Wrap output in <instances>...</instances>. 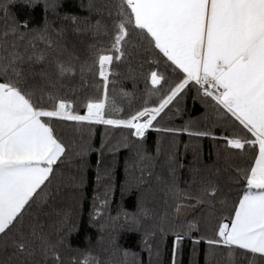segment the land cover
<instances>
[{
    "label": "snow or ice",
    "instance_id": "obj_1",
    "mask_svg": "<svg viewBox=\"0 0 264 264\" xmlns=\"http://www.w3.org/2000/svg\"><path fill=\"white\" fill-rule=\"evenodd\" d=\"M16 2L0 0V20L4 22L0 31V264H141L137 252L122 247L115 234L105 237L106 226L95 221L94 217L102 215L101 206L107 205L106 198L99 205L94 200L88 219V224L101 232L96 243L98 251L93 252L91 244L74 249L69 243V237L80 230L78 207L82 197L78 191L66 194L60 183L53 189L52 178L64 158L73 152L80 163L77 173L68 180L73 189H82L88 167L84 157L93 149L90 142L70 147L60 125L96 122L127 129L128 135L118 145L133 149V163L140 172L139 187L152 177L160 153L159 148L153 155L144 147L147 130L212 135L192 132L190 121L180 128L157 126L165 109L191 90L195 91L193 99L199 100L205 113L211 115L213 126L228 131L227 136L214 138L239 150L234 170L221 180L219 169L204 175L199 169H190L193 181L188 183L197 185L193 195L179 187L177 170L183 165L169 154L160 163L166 175L157 174L155 179L163 185L165 197L194 200L202 205L206 218L214 215L217 205L228 211L227 222L219 220L215 238L207 241L210 246L227 249L230 259L226 264H234L237 250L241 264H264V0H110L105 5L107 22L96 19L94 23L93 13L104 14V7H97L94 0L81 4L89 12L85 17L67 12L61 15L58 0H20L29 8L43 4L39 24L13 13ZM50 13L55 18L51 21ZM69 25L76 33L92 34L94 42L87 46L90 62L72 54L64 58ZM97 37H106L108 46ZM141 54L155 61L146 75L152 87L145 94L155 96L156 101L146 106V99L140 107L120 110L122 118H113V113L106 111L115 103L108 96L109 75L116 74L110 65L130 63ZM129 71L135 70L130 67ZM88 74L101 78L103 96L82 100L62 94L64 79L79 75L86 86ZM81 108L82 112L78 110ZM105 149L115 153L117 146L102 142L96 150V179H107V197L113 168L110 164L101 168ZM246 149L250 154L242 167ZM125 164L127 167L128 158ZM131 187L122 184V192ZM67 200L76 201L77 207L68 205ZM150 215L138 197L134 211L120 208L117 217L110 219L122 216L121 227L127 225L130 231L139 232V243L148 247L151 258L148 240L154 233L144 227ZM194 226L189 221L185 234ZM183 238L174 235L172 264ZM117 254L123 258L114 259Z\"/></svg>",
    "mask_w": 264,
    "mask_h": 264
},
{
    "label": "trees",
    "instance_id": "obj_2",
    "mask_svg": "<svg viewBox=\"0 0 264 264\" xmlns=\"http://www.w3.org/2000/svg\"><path fill=\"white\" fill-rule=\"evenodd\" d=\"M61 7L57 11L63 15L64 13H71L80 17L89 15L87 8H81V4H88L89 0H58ZM110 0H94L97 7H104V14H92V21L101 19L102 22H107V11L105 5ZM20 19H29L32 24H39L44 15L43 4L37 5L35 8L24 6L20 0L12 8ZM55 19L50 13L49 20ZM59 21H57V26ZM4 28V22L0 20V31ZM65 41L67 42L68 52L64 54L67 59L69 54L79 57L80 61L89 60L87 46L93 43L92 34L76 33L69 30L65 34ZM98 41H103V46H108L106 37H97ZM75 45V47H73ZM101 44L98 43L97 47ZM43 48V43L39 44ZM155 63L152 56L141 54L134 60L129 62H113L110 65L111 72L116 73L109 75L108 96L110 101H114L106 111L113 113V118H122L120 110L130 111L131 108H137L144 104L147 99L148 105L152 106V101H156L155 96H147L146 89L151 88L150 80L146 81V75L150 73ZM142 65V67H141ZM43 65H40L42 67ZM130 67L134 69V73H130ZM135 75V80L132 76ZM88 84L85 86L81 81L79 75L74 78L64 79L62 83L66 86L62 89V94H67L70 98L75 96L81 97L83 100L86 96L95 97L97 95L103 96V84L98 74H88L86 76ZM115 81V84L112 83ZM99 85V88L96 87ZM73 88L76 89L73 92ZM123 90V91H121ZM124 93L131 95L125 96ZM195 91L191 90L185 93L175 103L169 105L164 113L158 118L157 126L162 129H173L182 127L185 122L190 121V130L192 132H211L212 135L195 136L189 135L185 132H180L175 135L153 129L146 131L145 137L142 140L144 147L153 155L156 154L157 148L160 149L157 167L154 169L152 177L148 183L137 187L138 178L140 176L139 170L134 166V151L130 148L120 147L118 142L122 137L128 135L127 129L122 126H108L96 122H66L60 125L63 130L62 134L66 143L71 147L73 144L79 145L84 142H90L92 151H89L84 157L88 167L86 170V180L82 189L75 190L71 187L68 180L69 177L75 175L78 171L77 165L80 163V157L75 156L73 152L64 158V162L57 169V174L52 178L51 187L54 189L57 183H60L66 194L73 191H78L82 199L79 200L78 211L80 213V230L79 233H73L69 237V243L72 248H85L91 244L93 252L98 251L96 243L98 237L101 235L99 227H93L88 224L89 213L92 210L93 202L99 205L100 200L107 199V205L101 206L102 215L94 217L97 224H104V235L115 234L118 237L119 244L124 248H130L132 251L138 253V258L141 264H172L173 254V240L175 234H180L184 238L177 245L175 254V264H226L230 259L227 256V249L224 246H210L207 241L215 238V232L218 230V221L227 220L228 211L217 205V210L211 218H206V213L201 211L202 205H198L196 209L188 214L183 219L176 216V206L179 203L187 204L190 200L177 201L171 196L165 197L161 188L163 185L159 184L155 176L157 174L166 175V169L160 167L167 155H173L178 164H182V168H178V185L181 189H187L195 195L197 185L188 183L193 181V174L190 171L192 168L200 170V175L206 174L208 171L216 173L219 169V176L222 180L226 179L228 172L234 170L235 158L239 156V150H234L226 145V142L219 138L221 135L227 136L228 131L219 127H214L210 114L205 113V107L199 100H194ZM131 101V104H129ZM180 112L177 113L176 109ZM83 111V109H78ZM137 142H141L140 138H136ZM110 144L117 146L115 153H110L107 149L104 150L102 157L101 168L105 164H110L113 168L112 173V187L105 196L106 178H101L98 182L96 179V161L98 158L97 149H100L101 144ZM258 151V149H257ZM246 155L241 166H246L248 163L247 154L250 150H245ZM114 163H110L113 161ZM231 157L232 159H229ZM128 158V165L126 167L125 160ZM254 162V161H253ZM230 165L233 167L230 168ZM128 183L132 185L130 191L122 192L121 185ZM99 197V199H96ZM140 197L144 201V206L150 210L152 215L147 217L144 222V227L149 229L154 235L149 237L148 245L151 247V258L147 246H141L139 243L140 233L130 231L128 226L124 224L123 217L118 220H112L111 217H117L120 208L128 211L135 210L137 198ZM67 204L76 208L77 204L74 200H67ZM189 221L194 223V227L187 231ZM163 230V231H161ZM87 237V238H86ZM195 241V243H194ZM239 251L237 250L232 258L234 264H241ZM71 255H77L72 253ZM107 255V254H105ZM123 257L117 254L114 259H122ZM83 261V257H79Z\"/></svg>",
    "mask_w": 264,
    "mask_h": 264
},
{
    "label": "rangeland",
    "instance_id": "obj_3",
    "mask_svg": "<svg viewBox=\"0 0 264 264\" xmlns=\"http://www.w3.org/2000/svg\"><path fill=\"white\" fill-rule=\"evenodd\" d=\"M221 178V177H220ZM222 180V179H221ZM199 204H197L194 200H190L189 203L187 204H182L180 205V210L179 212L176 211V216L177 218L179 219H183L184 217H186L188 214H190L191 212H193L196 207L198 206ZM224 222H227L224 221Z\"/></svg>",
    "mask_w": 264,
    "mask_h": 264
}]
</instances>
